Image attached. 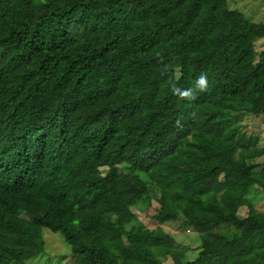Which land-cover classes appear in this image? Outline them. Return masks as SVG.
Instances as JSON below:
<instances>
[{"label":"trees","instance_id":"1","mask_svg":"<svg viewBox=\"0 0 264 264\" xmlns=\"http://www.w3.org/2000/svg\"><path fill=\"white\" fill-rule=\"evenodd\" d=\"M263 36L227 0H0V264L41 255L44 228L74 264H264V146L241 123L264 114ZM152 200L194 259L139 222Z\"/></svg>","mask_w":264,"mask_h":264},{"label":"rangeland","instance_id":"2","mask_svg":"<svg viewBox=\"0 0 264 264\" xmlns=\"http://www.w3.org/2000/svg\"><path fill=\"white\" fill-rule=\"evenodd\" d=\"M231 8L240 10L246 17L254 22L264 23V0H227ZM255 59L260 51L264 50V36L254 41ZM241 123L246 125L248 130H253L258 135V146H264V114L249 115L243 114ZM256 160H260L256 159ZM251 202L264 212V196L249 195ZM158 204L152 200L149 205L143 203L135 204L132 210L138 216L141 224L148 229L157 225L174 237V247L184 250L185 258L194 259L200 249L198 234L188 225L179 221H167L162 224L153 219ZM245 214L246 209L241 210ZM45 249L41 255L28 259L26 264H74L70 247L67 245L60 233L43 229ZM163 264H171L169 257H163Z\"/></svg>","mask_w":264,"mask_h":264},{"label":"clouds","instance_id":"3","mask_svg":"<svg viewBox=\"0 0 264 264\" xmlns=\"http://www.w3.org/2000/svg\"><path fill=\"white\" fill-rule=\"evenodd\" d=\"M207 86H208L207 74L201 73L196 78V90L199 92H204L207 90ZM180 96L182 99L191 100L194 97V92L192 89H185V90H182V92L180 93Z\"/></svg>","mask_w":264,"mask_h":264}]
</instances>
